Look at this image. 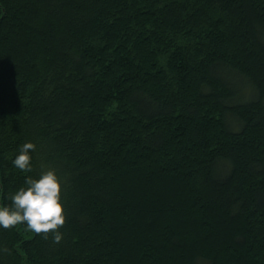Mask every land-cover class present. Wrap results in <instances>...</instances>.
Instances as JSON below:
<instances>
[{
    "label": "trees",
    "instance_id": "1",
    "mask_svg": "<svg viewBox=\"0 0 264 264\" xmlns=\"http://www.w3.org/2000/svg\"><path fill=\"white\" fill-rule=\"evenodd\" d=\"M49 167L0 264H264V0H0V204Z\"/></svg>",
    "mask_w": 264,
    "mask_h": 264
},
{
    "label": "clouds",
    "instance_id": "2",
    "mask_svg": "<svg viewBox=\"0 0 264 264\" xmlns=\"http://www.w3.org/2000/svg\"><path fill=\"white\" fill-rule=\"evenodd\" d=\"M36 144L26 141L12 164L22 171L33 168L32 152ZM62 178L55 168H47L38 177L26 176L25 184L10 194V204H0V227L9 228L25 223L28 229L37 233L53 230L56 241L61 239L59 226L65 222L64 201L62 199Z\"/></svg>",
    "mask_w": 264,
    "mask_h": 264
}]
</instances>
